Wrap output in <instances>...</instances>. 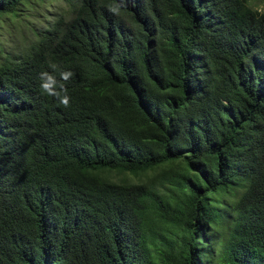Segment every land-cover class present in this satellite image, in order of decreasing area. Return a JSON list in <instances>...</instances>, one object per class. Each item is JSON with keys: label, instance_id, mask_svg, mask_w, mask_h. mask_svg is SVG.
Instances as JSON below:
<instances>
[{"label": "trees", "instance_id": "trees-1", "mask_svg": "<svg viewBox=\"0 0 264 264\" xmlns=\"http://www.w3.org/2000/svg\"><path fill=\"white\" fill-rule=\"evenodd\" d=\"M53 1L0 0V264H264V13Z\"/></svg>", "mask_w": 264, "mask_h": 264}, {"label": "clouds", "instance_id": "clouds-1", "mask_svg": "<svg viewBox=\"0 0 264 264\" xmlns=\"http://www.w3.org/2000/svg\"><path fill=\"white\" fill-rule=\"evenodd\" d=\"M124 5L116 0L113 6L109 8L113 14L119 15ZM48 69L39 73L40 89L43 94L54 98L65 108L70 107L71 96L68 93L66 82L69 81L74 73L65 69L60 63L54 60H48Z\"/></svg>", "mask_w": 264, "mask_h": 264}, {"label": "rangeland", "instance_id": "rangeland-1", "mask_svg": "<svg viewBox=\"0 0 264 264\" xmlns=\"http://www.w3.org/2000/svg\"><path fill=\"white\" fill-rule=\"evenodd\" d=\"M249 3L252 8L264 13V0H249ZM60 6H64L60 0L53 1L48 14H54L58 10V7ZM33 21L35 25H40V23L37 20H33ZM12 24H15V25H12ZM20 26L21 24L17 21L15 23H12L10 21V24L7 23V24L2 25L0 27V43L4 44V46H7L8 42H4V40L9 39L11 37H14V40L17 39L19 41H23L24 40V37L22 34L23 31L20 28H18Z\"/></svg>", "mask_w": 264, "mask_h": 264}]
</instances>
